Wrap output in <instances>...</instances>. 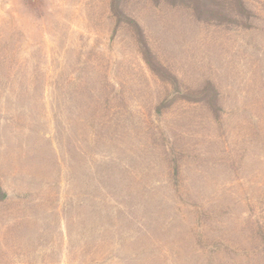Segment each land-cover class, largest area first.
Segmentation results:
<instances>
[{"label":"rangeland","instance_id":"374dc122","mask_svg":"<svg viewBox=\"0 0 264 264\" xmlns=\"http://www.w3.org/2000/svg\"><path fill=\"white\" fill-rule=\"evenodd\" d=\"M241 1L0 0V264H264Z\"/></svg>","mask_w":264,"mask_h":264},{"label":"trees","instance_id":"16d2710c","mask_svg":"<svg viewBox=\"0 0 264 264\" xmlns=\"http://www.w3.org/2000/svg\"><path fill=\"white\" fill-rule=\"evenodd\" d=\"M239 1V4H242L241 2V0H238ZM197 12V11H196ZM198 16H201L200 14H198ZM5 193L4 192H2V191H0V199H3V198H5Z\"/></svg>","mask_w":264,"mask_h":264}]
</instances>
